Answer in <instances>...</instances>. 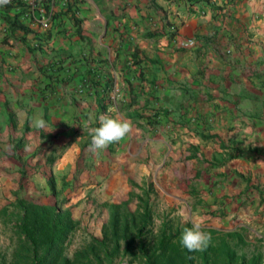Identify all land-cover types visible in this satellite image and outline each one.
Masks as SVG:
<instances>
[{
	"label": "crops",
	"instance_id": "1",
	"mask_svg": "<svg viewBox=\"0 0 264 264\" xmlns=\"http://www.w3.org/2000/svg\"><path fill=\"white\" fill-rule=\"evenodd\" d=\"M43 17H50L47 28ZM101 115L129 120L133 132L105 150L89 146L94 166L83 170L80 185L100 180L99 161L109 149L121 153V165L147 150L161 165L188 149L215 159L206 193L218 211L203 215V229L240 232L252 247L249 264H264V0L0 5L2 157L33 154L27 171L46 181L47 191L61 188ZM34 117L46 129L34 127ZM55 153L53 163L44 161ZM15 167L24 170L17 161L2 166ZM176 189H168L172 200Z\"/></svg>",
	"mask_w": 264,
	"mask_h": 264
},
{
	"label": "rangeland",
	"instance_id": "2",
	"mask_svg": "<svg viewBox=\"0 0 264 264\" xmlns=\"http://www.w3.org/2000/svg\"><path fill=\"white\" fill-rule=\"evenodd\" d=\"M80 145L77 156L64 174L65 186L59 188L57 185L56 189L50 188L48 191L45 188L46 181L36 179L33 177L34 172L25 168L26 163L35 160L33 154L29 157L20 154L9 158L2 157L0 152V209L9 200L19 197L71 210L72 230L58 247L61 256L56 264H99L95 261L96 254L103 259V264H145L139 251V239L133 242L134 248L130 252L125 251L127 240L137 234L145 212L150 213V224L146 229L152 231H147L144 236L147 235L146 238L153 241L162 227H166L168 232L177 231L186 224H191L190 220L194 215L195 219L199 218L207 225L209 220L203 215L215 216L218 211L213 208V202L207 201L208 194H212V191L206 193L211 187L207 181L214 176L211 171L215 168V159H197L194 152L188 149L189 153L180 160L173 162L171 158L161 165V158L151 157L147 150L138 158L132 159V163L126 161L121 165V153L117 154L116 149H109L108 156L101 157L99 161L96 174L100 180L94 186L86 187L80 185L79 180L84 176L83 170L94 166L93 163L89 164L91 142L88 139ZM56 158L55 153L46 156L44 161L53 163ZM9 161L19 162L24 170L15 167L12 171H5L2 166ZM179 161L185 165L181 166ZM171 172L174 177L170 176ZM177 172L185 175L184 178L179 176V183L176 182L179 178ZM47 178L50 186L55 177L50 173ZM33 185L36 191L30 190ZM175 187L178 188L175 190L178 195L172 200L167 192H171L168 191L169 188ZM181 212L188 217V221L182 220L179 215ZM11 225L12 221L7 216H0V263L29 264V245L14 233ZM239 233L222 231L211 234V245L217 248L213 264H249L253 261V258L247 257L250 256L252 247L245 237L238 236ZM244 234L243 231L242 235ZM98 240H104L105 244ZM223 241L236 251L235 259H223L220 253ZM117 246L119 253L107 258L106 250L112 251ZM196 264H204L200 253L196 255Z\"/></svg>",
	"mask_w": 264,
	"mask_h": 264
},
{
	"label": "trees",
	"instance_id": "3",
	"mask_svg": "<svg viewBox=\"0 0 264 264\" xmlns=\"http://www.w3.org/2000/svg\"><path fill=\"white\" fill-rule=\"evenodd\" d=\"M5 215L12 221V230L22 237L29 245V264H56L61 256L58 247L67 239L72 230V212L62 207H50L40 201H29L22 198L9 200L7 205L0 209V216ZM150 213L145 212L139 225L137 234L127 240L125 251L130 252L133 242L139 239V251L145 264H196V255L200 253L204 264H213L214 254L217 248L210 244L204 251L190 252L180 244V236L184 228L191 227L186 224L183 228L174 232H168L166 227L158 232L155 240L149 241L144 234L148 231ZM211 234L217 232L214 228H208ZM105 244L104 240H98ZM224 260H233L237 257L226 241L222 242ZM107 249V248H106ZM107 258H112L119 253V247L105 252ZM95 261L103 264V259L95 255ZM94 263V262H93ZM1 264V263H0Z\"/></svg>",
	"mask_w": 264,
	"mask_h": 264
},
{
	"label": "clouds",
	"instance_id": "4",
	"mask_svg": "<svg viewBox=\"0 0 264 264\" xmlns=\"http://www.w3.org/2000/svg\"><path fill=\"white\" fill-rule=\"evenodd\" d=\"M9 2L10 0H0V5H4ZM38 3L36 7L32 8L36 9ZM32 124L38 129H46L47 127L46 121L40 117H34L32 120ZM99 124L100 126L94 128L92 134L91 149L93 151L105 150L109 147V145L119 143L120 141L130 136V134L133 132L134 127L132 123L127 119L113 118L108 115H101L99 117ZM29 150L30 146H26L25 151ZM259 163H264V161H260ZM179 215L181 216L182 220L188 221V217H185L182 212L179 213ZM190 223L191 227L184 228L181 233L180 244L183 248L187 249L190 252L204 251L212 243V235L211 233L202 230V221L192 218L190 220Z\"/></svg>",
	"mask_w": 264,
	"mask_h": 264
},
{
	"label": "built area",
	"instance_id": "5",
	"mask_svg": "<svg viewBox=\"0 0 264 264\" xmlns=\"http://www.w3.org/2000/svg\"><path fill=\"white\" fill-rule=\"evenodd\" d=\"M15 1H22V2H27L31 7H36L38 0H10V2H15ZM209 2H215V0H208ZM41 24L44 27H49L50 25V17H43L40 20ZM191 42H193L192 39H188V41L185 44H190Z\"/></svg>",
	"mask_w": 264,
	"mask_h": 264
}]
</instances>
